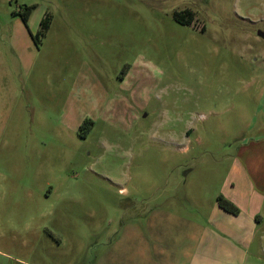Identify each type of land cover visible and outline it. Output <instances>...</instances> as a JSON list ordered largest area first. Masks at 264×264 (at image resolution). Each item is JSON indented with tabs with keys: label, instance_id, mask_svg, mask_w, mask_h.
I'll return each instance as SVG.
<instances>
[{
	"label": "rangeland",
	"instance_id": "obj_1",
	"mask_svg": "<svg viewBox=\"0 0 264 264\" xmlns=\"http://www.w3.org/2000/svg\"><path fill=\"white\" fill-rule=\"evenodd\" d=\"M251 171L264 0H0V264H113L168 214L220 234L219 196L264 203Z\"/></svg>",
	"mask_w": 264,
	"mask_h": 264
},
{
	"label": "crops",
	"instance_id": "obj_2",
	"mask_svg": "<svg viewBox=\"0 0 264 264\" xmlns=\"http://www.w3.org/2000/svg\"><path fill=\"white\" fill-rule=\"evenodd\" d=\"M262 178H264V172L256 175L253 171L248 172L245 189L248 190L249 197L255 196L256 187L261 188ZM230 199L239 205L235 198L230 197ZM263 206L264 203L257 211L253 202L249 214H232L231 216L219 208L220 222L230 223V229H224L222 224L218 223L220 234L214 230L210 232L207 227L189 219L168 214L167 221L152 227L150 234L143 235L136 232L117 240L116 251L109 252L110 262L113 264H246V259L242 261L240 259V218L244 216L245 223L249 227L250 235H247L246 246L252 247L253 235H255L253 230L264 223V216L261 214ZM240 209L242 212L243 208ZM259 244V250L254 254L250 253V258L256 259L261 264L264 263V229L259 237ZM224 256L225 261L220 259ZM242 257L247 258L245 253Z\"/></svg>",
	"mask_w": 264,
	"mask_h": 264
},
{
	"label": "trees",
	"instance_id": "obj_3",
	"mask_svg": "<svg viewBox=\"0 0 264 264\" xmlns=\"http://www.w3.org/2000/svg\"><path fill=\"white\" fill-rule=\"evenodd\" d=\"M23 21L25 24H27L28 17L25 16L23 18ZM41 25H42L43 29H46L48 26V19L47 18L43 19L41 21ZM81 128L83 129L84 126H82ZM218 204H219V207L221 209H223L224 211H226L228 213H231L233 215L239 214V211H240L239 208L234 203H232L231 201H229L225 197H223L222 195L218 197Z\"/></svg>",
	"mask_w": 264,
	"mask_h": 264
},
{
	"label": "water",
	"instance_id": "obj_4",
	"mask_svg": "<svg viewBox=\"0 0 264 264\" xmlns=\"http://www.w3.org/2000/svg\"><path fill=\"white\" fill-rule=\"evenodd\" d=\"M261 36H263V34L260 33Z\"/></svg>",
	"mask_w": 264,
	"mask_h": 264
}]
</instances>
